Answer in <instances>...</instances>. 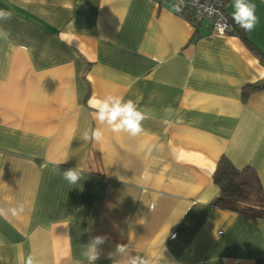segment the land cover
Here are the masks:
<instances>
[{
  "label": "crops",
  "instance_id": "0c3cea01",
  "mask_svg": "<svg viewBox=\"0 0 264 264\" xmlns=\"http://www.w3.org/2000/svg\"><path fill=\"white\" fill-rule=\"evenodd\" d=\"M253 2L252 31L214 34L173 0H0L12 12L0 21V264H87L95 236L107 237L95 264H264V217L213 204L221 156L264 187V0ZM247 84L258 87L243 98ZM109 93L137 104L141 134L94 119L88 101ZM97 127L104 139L85 141Z\"/></svg>",
  "mask_w": 264,
  "mask_h": 264
},
{
  "label": "clouds",
  "instance_id": "9594fccd",
  "mask_svg": "<svg viewBox=\"0 0 264 264\" xmlns=\"http://www.w3.org/2000/svg\"><path fill=\"white\" fill-rule=\"evenodd\" d=\"M232 20L245 31H252L258 22L256 5L253 0H232ZM179 11V8H177ZM12 18V12L0 9V21H8ZM0 36H7L6 32L0 31ZM92 110V116L100 124L105 122L109 125L112 133H127L130 136H138L143 132L142 122L145 119L144 113L139 110L137 104L131 100H125L122 96L107 94L103 98L93 97L88 101ZM104 131L97 128H89L83 134L85 141L101 142L104 139ZM57 169H53L55 172ZM62 178L70 185H75L80 180V172L75 169L63 171ZM23 212V208L20 209ZM16 210L13 209V214ZM107 237L95 236L85 246L84 256L87 264H95L99 257L98 246L105 243ZM127 246L117 245V254L126 252ZM22 264H39L36 258L29 254L22 260ZM130 264H148V260L141 256L130 257Z\"/></svg>",
  "mask_w": 264,
  "mask_h": 264
},
{
  "label": "trees",
  "instance_id": "16d2710c",
  "mask_svg": "<svg viewBox=\"0 0 264 264\" xmlns=\"http://www.w3.org/2000/svg\"><path fill=\"white\" fill-rule=\"evenodd\" d=\"M175 8V7H174ZM176 12L189 19L185 9L175 8ZM234 30L237 24L230 17ZM256 50V48H253ZM257 84L244 86L243 98L248 92L257 88ZM212 180L218 187V194L213 200L216 206L238 212L245 218L257 219L264 217V187L255 170L250 166L236 167L221 156L212 173Z\"/></svg>",
  "mask_w": 264,
  "mask_h": 264
},
{
  "label": "built area",
  "instance_id": "2783aa9c",
  "mask_svg": "<svg viewBox=\"0 0 264 264\" xmlns=\"http://www.w3.org/2000/svg\"><path fill=\"white\" fill-rule=\"evenodd\" d=\"M175 8L185 9L193 23L210 20L214 34H225L232 24L225 0H173Z\"/></svg>",
  "mask_w": 264,
  "mask_h": 264
}]
</instances>
